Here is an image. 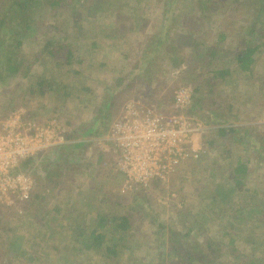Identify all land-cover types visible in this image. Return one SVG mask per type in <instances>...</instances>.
<instances>
[{"label":"rangeland","instance_id":"rangeland-1","mask_svg":"<svg viewBox=\"0 0 264 264\" xmlns=\"http://www.w3.org/2000/svg\"><path fill=\"white\" fill-rule=\"evenodd\" d=\"M61 1L60 5H53V0H0V21L5 19L0 25V119L11 112V101L27 100V104L15 108L25 109L27 120L43 124L56 117L69 130L70 144L86 143L82 149H68L58 157L60 160L56 161L54 170L60 175V184H47L45 179H40L43 187L27 202L11 208L0 206V264H116L104 260L101 252L81 248L93 231L106 232V244L120 237L113 232L111 217H126L130 225L127 236L120 237L124 239L122 246L127 248L117 264H191L190 257L198 256L197 251L205 249L207 243H211L214 251L201 254L200 264L264 263L263 216L258 221L243 223L241 218L236 220L231 215L239 204L237 199L227 205L233 206L232 209L221 204L231 183L229 164L237 157L249 160L250 170L260 182L251 179L250 193H244L243 202L255 208L264 201V136L262 142L255 145L241 140L242 144L237 143L231 150L227 139H213V148L207 145L205 154L197 161L180 163L166 182L155 180L157 182L153 181L147 188H125L118 170L119 173L109 175L105 172L99 180V193H92L81 188L87 187L84 183L92 179L96 171L90 158L98 147L105 150V135L91 138L77 135L97 117L91 108L85 109L86 106H98L101 96L108 97L110 86L107 84L112 74H118L123 62L128 60L139 66L143 64L140 72L148 76L161 65L151 96L163 114L174 111L171 104L174 91L185 84L194 89L200 78H204L199 73L192 78L190 70L184 75L179 71L180 65L190 66L189 61L185 63L187 59H181L183 55L179 54L177 45L188 42L187 37L177 43L174 39L185 28L186 19L191 23L196 20L209 22L206 30L191 37L202 44L197 45L195 57L207 47L210 52L215 50L212 54L216 53L214 58L207 56L208 62L204 60L207 65L198 62L201 68H212L213 65L208 64L212 60L214 67H231L235 64L234 56L250 41L261 46L255 76L256 81L263 78L264 0L262 8L258 5L259 0H239V5L229 0ZM214 1H221L222 8L216 9V4H212ZM198 3H204L208 10L204 15L197 10ZM135 22L142 23L145 30H130L136 28ZM185 29L188 31L187 26ZM25 33L35 38H27ZM156 34L163 38L161 43L157 39L152 41V35ZM216 34L222 35L223 39L217 38L220 44L212 48L210 38L213 36L214 41ZM66 49L72 52L70 64L63 63L67 57ZM50 50L58 51L56 58L49 55ZM9 61L19 66L17 74L7 71ZM41 79L54 83L46 90V95H41L37 86ZM258 86L256 83L255 88ZM86 88L90 90L85 91ZM227 89L225 87L224 91L229 93ZM31 90H34L32 97L29 96ZM224 91L204 98V102L207 101L204 106H213L219 116L227 108L228 99L221 95ZM254 93L257 109L264 108V94L257 90ZM190 108L188 113L195 114ZM260 121L264 124L263 116ZM109 124L99 130L106 134ZM258 129L264 135V127ZM74 131H77L76 135ZM255 134L258 138V133ZM112 152L108 155L109 159L110 154L114 159L116 169L117 155ZM48 160H52L51 156L45 154L38 166L43 170V164ZM73 208L85 213L72 214L68 218V212L63 211L64 218L52 216L56 209L69 211ZM102 217L104 227L99 226ZM80 225L85 228L78 229ZM229 234L236 237L235 244ZM172 239L177 240L178 251L174 253L170 246Z\"/></svg>","mask_w":264,"mask_h":264},{"label":"built area","instance_id":"built-area-1","mask_svg":"<svg viewBox=\"0 0 264 264\" xmlns=\"http://www.w3.org/2000/svg\"><path fill=\"white\" fill-rule=\"evenodd\" d=\"M194 89L179 86L173 94L171 114L156 106L128 101L111 123L103 141L117 155L116 169L124 176V187L147 188L152 181L166 182L177 166L194 153L193 135L203 131L201 122L188 110ZM23 108L0 119V206L27 202L36 187V176L45 154L57 161L59 148L69 145L66 125L53 117L37 124L26 119ZM32 160V167L22 170ZM41 159V160H40Z\"/></svg>","mask_w":264,"mask_h":264},{"label":"crops","instance_id":"crops-1","mask_svg":"<svg viewBox=\"0 0 264 264\" xmlns=\"http://www.w3.org/2000/svg\"><path fill=\"white\" fill-rule=\"evenodd\" d=\"M178 34L184 37H187L188 31H186V29L185 30L183 29L181 33H178ZM192 39L193 38H191L190 40H187L188 42H185L184 44H182L181 42L177 43L179 42V40H176V43L179 48V54L181 53L180 55H183V58L181 57V59H183V61L184 59H187L185 63L189 61V64H190V66L187 64L180 65L179 71L181 74L184 75L186 70H190L193 76L192 78H195L196 76H198V73L201 75H204V78L203 79L200 78L201 81H198V83L194 86L197 90V93H198L197 95L201 96L203 100L202 102H200V104L192 103L191 108H190L192 109V112L194 111L193 113H195V117L201 122L203 126V131L197 132L193 135V143H194L193 147L194 149L197 150V152L191 155V157L187 159L184 163L186 162L190 163L193 161H197V159H199L202 155L205 154V151H206L205 148H207V145L209 146L208 148H213V142H212L213 139L215 141H217V139L219 140L220 138L227 139V143L229 144L228 149L230 148V150L232 147L237 146V143L242 144L240 143L241 140H248L254 145L256 144V142L258 143L259 141L261 143L264 135L263 133L259 131L258 128L259 127L261 128V126L264 127V124L263 123L261 124V121H260L261 117L262 116L264 117V108L262 106V108L260 107V109H257V102H256L257 98H255L257 95L254 92L257 90L258 93L260 92L261 94H264L263 78H258L256 81V76H255L256 69H255L253 78H251L249 72H245L242 70V68L237 63V60H236L239 52L234 56L233 59L235 60V64H232L231 67H228V66L227 67L226 66L225 67H214V62L212 60L211 62H209V65H213L212 68L211 67H209L210 69L201 68V65L198 64V62H202L208 59L207 57L208 55L210 59L212 56L214 58L216 53L212 54L213 49L210 52L209 51L210 48L206 46L207 51L205 52L204 58L199 59L198 56L195 57L194 54H195V49L197 45L199 44L202 45V44L199 41H197L198 43H196ZM210 44H212V48H216L217 45L220 43L217 39L213 41V36H212L210 38ZM203 47L204 46H202V48ZM182 50H186V51H182ZM184 54H186L187 57H184ZM196 59H199V60H196ZM181 63H184V62H181ZM138 66L139 65L132 64L129 60L124 61L122 64L123 68L118 73L119 75L112 74L113 76L111 77L110 81L107 84L108 86L111 87V88L109 87L110 90L107 92L108 97L102 98L101 96L102 101L100 100L101 102L98 104V106L96 105L93 107L86 106L85 109L89 110L91 108V110L94 112V116H97L95 113H96V110L99 107H101V103L104 102L105 100H109L111 96L114 97L117 95L119 98L118 103L120 102V105L118 109L116 108V110L114 111L112 115L113 120L117 116L120 115L122 109L124 108L125 103L128 101L140 102L141 104H145V105H153V106H156L158 111H160L161 107H159V105L156 102L154 103V97L151 96V93H152L151 91L153 90V87H156L157 85V82H156L157 71L159 70L161 65H159L158 67H155L156 72L151 74L150 76H148L145 73L141 74L140 69L141 68L143 69V67H141V66H144L143 64H141L139 67ZM197 68L199 70H197ZM134 70L135 71L138 70L139 72L134 73L133 72ZM220 72H224L225 75H222ZM128 73H130L132 76ZM174 73H177L176 70L174 71ZM254 81L259 84L257 89L255 88L256 83L253 84ZM98 82L99 81H97V83ZM247 84L251 86H248L247 88ZM252 86L254 89H251ZM97 87H99V83ZM225 87L228 88L227 91H230L229 93L224 91ZM222 90L224 92L221 93V95H223L224 98L227 97L228 101H227V108H225L226 110H223L222 115L219 116L216 113V111H214L213 106H209V107L206 106L207 107L206 109V107L204 106V103L206 104L207 101L204 102V98L206 100V98H208L209 95H213V93L219 94V92H222ZM102 93H105L106 95V92L101 91V94ZM142 94H145L147 96H142ZM219 96L220 95L216 97L218 98ZM213 99L211 100L210 98V102H213ZM204 129H207V131L205 132ZM221 131L224 132V134H221ZM255 133H258V138H261V139L256 138ZM69 136H70V133L68 130L67 140L71 139L69 138ZM78 142H81V141H78ZM107 145L108 144H105L104 146L105 150L98 147L99 151L97 150V152H95V155H94L95 157L92 156L90 158L91 159L90 162L92 163V166L94 165L95 167L94 169H96V171L93 172L92 174L93 176L91 177L92 179H89L88 182L84 183V186H87V187H83L81 189H88L92 193H99L98 185H99V182H101L99 180H102L101 176H103L105 172H107V175L113 174V172L119 173L116 171L117 169H114V166H113L114 159H111V154H110V159H109L108 154L109 152H111V150L107 149ZM60 148H59V151H60ZM59 154L61 155L62 153L60 152ZM242 158L243 157L241 158L237 157L235 161L230 162L229 164L230 166L229 175L231 178V183L232 181H234L233 172L237 169L240 163H248L250 167L249 160L246 159L245 161V159H242ZM59 160L57 159V161ZM56 166H57L56 161L48 160L47 162H45V164H43L44 171L42 170L44 175L38 174L36 176V183L37 182L39 183L40 179H45L48 183V179H47L48 170L51 171V169L55 168ZM119 174L122 176V180L124 183V176L122 175V173H119ZM254 175H255V172H252V170L248 171V175L246 178L247 187H250L251 179L255 183H260L258 177ZM236 176L237 175L235 174V177ZM231 183L229 184L230 187H231ZM102 184H103V181H102ZM77 189H80V187L77 186ZM228 193H235L232 191V187L229 188ZM63 211L68 212V215H66L68 218H70L72 214L79 215V214L85 213L84 211L78 208H73V209H70L69 211H66V209L65 210L61 209V211L60 209L59 210L56 209L55 211H53L52 216L55 217V216L61 215L60 217L64 218L66 216H64L65 213H63ZM77 228L80 229V228H85V227L80 225Z\"/></svg>","mask_w":264,"mask_h":264},{"label":"trees","instance_id":"trees-1","mask_svg":"<svg viewBox=\"0 0 264 264\" xmlns=\"http://www.w3.org/2000/svg\"><path fill=\"white\" fill-rule=\"evenodd\" d=\"M29 1L30 2H36L37 0H29ZM53 1H54L52 3L53 5H60V3L62 2L61 0H59V1L58 0H53ZM196 2H198V0ZM229 2L232 3V4L235 3L237 5L240 4L239 0H229ZM68 3H69V1H68ZM221 3H222L221 1H214L212 4L214 6L216 4V7H215L216 9H221L222 8V7L220 8V6L222 5ZM262 3H263V0H259L258 5H260L261 8H262ZM197 7H198L197 10L201 14L204 15V13L206 12L205 10H207L206 7L204 6V3H198ZM199 19H201V17H199ZM4 21H5V19H4ZM4 21L2 19L0 21V25L3 24ZM208 23L209 22H207L205 20H200V21L196 20L195 23H193V22L191 23L189 19H186L183 26L185 28L187 26V28H188L187 40H190L191 36L195 35L196 33L202 32L207 27ZM134 24H135L134 26L136 28H132L130 30H135V31L144 30L142 23H141V25H139V23H136V22ZM36 28L38 29V27H36ZM185 28H184V30H185ZM255 30H257V29H255ZM255 30H253V32ZM25 37H27V38H35V36L34 37H32L31 35L28 36L26 33H25ZM157 37H159V38H157ZM217 38L223 39L222 35H219V34L215 35V39H217ZM152 39H153L152 41H155L157 39L159 43H161L162 40H163V38L159 34L152 35ZM174 39L180 41L182 39H185V37L182 36V35H178L177 34V35H175ZM52 43L54 44V42H52ZM246 44L247 45H246L245 49L241 50L238 53L236 60H237V63L242 68V70L245 71V72H249L251 78H253L257 63L261 59V55H259V54H261V51H260L261 46H259V45L256 46V45L252 44V42L250 43V41H247ZM59 47H60V45H59ZM206 51H207L206 48L201 49V51H200L201 55H200V53L198 54L199 59L204 58ZM56 52H58V51L57 50H50L49 51V55L52 56V58H56ZM66 52H67V57L65 59H63V61H65L63 63L70 64L69 62L72 61V58H73L72 52H71V50L69 51L67 49H66ZM171 52H174V50H171ZM213 52H215V50ZM202 55H203V57H202ZM199 59H196V60H199ZM206 61H207V59H206ZM206 61H202L201 63L204 64V65H207L208 61L207 62ZM80 62H82V61L79 60V63ZM27 67H28V69H31L29 66H27ZM7 71H9L12 75L17 74L19 72V66L14 64L13 62L9 61V65L7 67ZM220 73L222 75H225L224 72H220ZM263 81H264V77H263ZM185 85H187V84H185ZM37 86H38V88L40 90V94L41 95H46L47 94L46 90H50L54 86V83H49V82H46L45 80L41 79L38 82ZM45 86H46V88H45ZM84 90L86 91V90H90V89L86 88ZM33 94H34V90H31L30 93H29V96L32 97ZM197 94H198L197 90L194 87V97H193V101H194L193 103L194 104H196V103L200 104V102H202V100H203L202 97L198 96ZM16 96L20 98L19 94H16ZM13 99H15V98H13ZM107 99H109V98H107ZM14 102H15V100L11 101V103L9 105L12 110L15 109L18 106H22V105H25V104L28 103L27 100L26 101L17 100L16 103H14ZM118 107H119V105H118V96L117 95L114 96V97L111 96V98L109 100H105L104 102H102L101 107H99L96 110L95 114L97 115V117L93 121V124H91L88 127L87 126L86 127L85 126L82 127L81 131H79L80 133L77 134L78 137L79 138L80 137L81 138H91V137H95V136H98V137H103L104 135L106 136V134L108 132L105 134L104 132L100 131L99 129L102 128L103 125H107L109 123L110 124L112 123V121H113L112 115H113L114 111L116 110V108L118 109ZM77 131H74L73 134L77 133ZM221 134H224V132L221 131ZM71 137L72 136L70 135L69 138H71ZM85 144H86L85 142H77V143H73V144H70V145H67V146H63V147L60 148V152L64 155L68 149H74L75 151H78V150L82 149ZM31 165H32V160L29 159L28 161H26L23 164L22 170L30 168ZM249 170H250V167H249L248 163H240L239 164L237 169L233 172V174H234L233 180L234 181H232V183H231L232 191L235 192V193H228V194L226 193L227 195L224 196V198L222 197L223 199L221 200V204H223L226 207H230L232 209L233 206H227V205H229V203L231 202L232 199H234V200L237 199L239 204L236 206V209L233 210V213L231 215L234 216L233 218L236 219V220L238 218H241V222H243V223H245L246 221H249V220L250 221H252V220L258 221V220H260L259 217L262 218V216H263V220H264V201L261 203L260 206H257L255 208H250V205H248L247 203L243 202L244 193L245 194L246 193H250V190L246 186L247 185L246 178H247ZM235 174L237 175L236 177H235ZM59 176L60 175L58 173H56L54 168H53V170L51 169V171L48 170V177H47L48 183L47 184H51V183L52 184H54V183L60 184L61 179L59 178ZM155 182H157V181H155ZM152 183H153V181L151 182V184ZM42 187L43 186L40 184V182L39 183L37 182L36 183V187L31 192V196L34 197L35 193H39L38 191H40ZM231 187L229 186V188H231ZM227 198H228V200H227ZM220 210L221 209H219V211ZM222 210H224V209H222ZM255 216H257V217H255ZM110 219L112 220V224H113L112 225L113 226V232L115 234L119 235L121 238L126 237L127 236L126 233H127L128 229H129V226H130L129 225V219L126 218V217H122V218L121 217H118V218H114V217L112 218L111 217ZM263 220H262V222H264ZM113 221H114V223H113ZM104 222H105V220L102 217L101 218V224H100L101 227H104L103 226ZM231 229H233V228H231ZM97 232L98 231H93L91 233V235H89L88 239H86L85 244L81 245V248H85L86 247L85 249H87V250L89 249V250H92L93 252L96 251L97 253L101 252V255L104 257V260L107 259V261H109L111 263L113 262V263L117 264V263L121 262L119 257L124 254V251L127 248L125 246H122V241H124V239L122 240L119 237L113 243L106 244V242H105L106 241L105 240V234H104L106 232H104V233H97ZM82 233L83 232H80L81 235H82ZM229 235H230V238L233 237L232 240H233V243L235 244L237 242V241H235L236 237L231 236V234H229ZM218 243L221 244V242H218ZM170 246H172L171 248L173 249L172 250L173 253L175 251H178L177 247H176L177 246V240L172 239V244ZM210 246H211V243L210 244L207 243L205 249H203L202 251H197V255L198 256L190 257L191 258L190 260L192 262L191 264H194L196 262L198 264H200L199 262L202 261L201 257H200L201 254L202 255L206 254V252H209V251H210V254L213 253L214 250H212V248ZM104 248H105V250H103ZM204 250H206V251H204ZM218 256L221 259V256L220 255H218ZM214 262H216V261L214 260ZM251 262H252L251 264H264L263 262H260V261H251ZM188 264H190V263H188Z\"/></svg>","mask_w":264,"mask_h":264}]
</instances>
